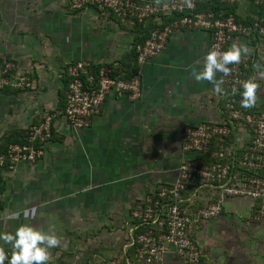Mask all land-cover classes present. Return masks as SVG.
<instances>
[{
  "label": "crops",
  "instance_id": "0c3cea01",
  "mask_svg": "<svg viewBox=\"0 0 264 264\" xmlns=\"http://www.w3.org/2000/svg\"><path fill=\"white\" fill-rule=\"evenodd\" d=\"M233 7L242 22L260 13L254 0H235ZM148 24L93 6L72 10L67 0H0V79L11 62V76L33 82L24 90L0 88V150L21 141L45 113L62 108L67 62L90 60L125 71ZM210 39L198 28L173 32L165 48L141 66V95H108L84 127L73 128L55 114L39 159L0 168V231H14L22 222L51 226L61 244L50 250L48 264H146L130 245L139 229L133 207L176 178L183 128L223 115L224 101L213 86L190 76L192 68L203 66ZM233 42L250 49L245 73L258 84L264 108V39L238 35ZM213 193L199 189L185 206L196 210L213 201ZM257 205L250 198H227L218 216L193 226L200 264H264V218L252 219ZM11 212L16 220L8 219ZM154 264L182 261L167 252Z\"/></svg>",
  "mask_w": 264,
  "mask_h": 264
},
{
  "label": "built area",
  "instance_id": "2783aa9c",
  "mask_svg": "<svg viewBox=\"0 0 264 264\" xmlns=\"http://www.w3.org/2000/svg\"><path fill=\"white\" fill-rule=\"evenodd\" d=\"M234 3L235 0H67L72 10L93 6L120 20H151L153 27L148 34L133 45L137 70L125 78L123 71L109 64L90 60L67 62L64 106L29 125L21 141L7 142L0 150V168L39 159L44 143L52 136L55 114L64 116L73 128H81L99 114L108 95L138 98L142 92L141 66L165 48L176 30H207L211 37L209 48L220 51L238 35L264 39V0H254L260 13L245 22L239 21L230 9ZM249 63L250 57L242 55L238 64L229 65L227 75L220 73L222 118L185 126L181 132L184 157L176 167V178L161 184L133 207L132 218L139 229L130 245L144 263H159L167 252H173L182 264H200L201 250L192 237L193 226L202 219L218 216L227 198L252 199L258 203L252 219L264 218V108L259 106L258 98L254 107H240V82L248 79L245 70ZM13 67V63L5 62L0 88H31V78L9 74ZM233 88L237 91L233 92ZM204 188L214 192L213 201L189 210L185 203L193 204V193Z\"/></svg>",
  "mask_w": 264,
  "mask_h": 264
},
{
  "label": "clouds",
  "instance_id": "9594fccd",
  "mask_svg": "<svg viewBox=\"0 0 264 264\" xmlns=\"http://www.w3.org/2000/svg\"><path fill=\"white\" fill-rule=\"evenodd\" d=\"M250 51L246 43L233 42L223 51L215 47L209 48L205 53L203 66L192 68L190 76L195 81H207L217 93L222 92L223 80L216 74L227 75L229 65L238 64L241 56ZM258 84L254 79H245L240 82V107L250 109L257 102ZM233 92L237 89L233 88ZM35 215V209H32ZM25 216L29 212L25 210ZM8 219L16 220L17 213H9ZM61 244V237L51 228H37L31 223H18L14 231H0V264H48L50 250ZM5 245L9 246L7 249Z\"/></svg>",
  "mask_w": 264,
  "mask_h": 264
},
{
  "label": "trees",
  "instance_id": "16d2710c",
  "mask_svg": "<svg viewBox=\"0 0 264 264\" xmlns=\"http://www.w3.org/2000/svg\"><path fill=\"white\" fill-rule=\"evenodd\" d=\"M219 6L218 5H215V8H218ZM230 9H234V7H230ZM134 21V20H133ZM139 26H142V23L141 22H137V21H135ZM153 27V23H152V21L151 20H149V24H148V27H146L143 31H142V34L135 40V42H137V41H139V40H141L145 35H147L148 34V32H149V30L151 29ZM134 42V43H135ZM134 52V51H133ZM134 58H135V55L133 54V57H132V59H131V61H130V63H128L127 64V66H125V68H127V69H125V71H124V76L123 77H125V78H129L133 73H135L136 72V70H137V66H136V64H135V60H134ZM110 65V64H109ZM93 68L94 69H96V67L95 66H93ZM66 82H67V79H65V81H64V84H65V87H66ZM5 87H8V86H4V88ZM63 97L65 98V94H63ZM63 98V99H64ZM64 106V102H63V104H62V107Z\"/></svg>",
  "mask_w": 264,
  "mask_h": 264
},
{
  "label": "rangeland",
  "instance_id": "374dc122",
  "mask_svg": "<svg viewBox=\"0 0 264 264\" xmlns=\"http://www.w3.org/2000/svg\"><path fill=\"white\" fill-rule=\"evenodd\" d=\"M247 5H248V7H249V4H248V2H247V4H246V6H245V7H247Z\"/></svg>",
  "mask_w": 264,
  "mask_h": 264
}]
</instances>
